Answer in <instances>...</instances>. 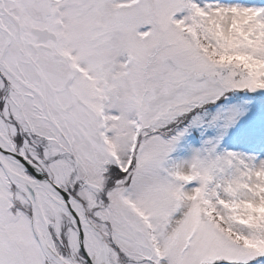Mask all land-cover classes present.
I'll use <instances>...</instances> for the list:
<instances>
[{
	"label": "snow or ice",
	"instance_id": "obj_1",
	"mask_svg": "<svg viewBox=\"0 0 264 264\" xmlns=\"http://www.w3.org/2000/svg\"><path fill=\"white\" fill-rule=\"evenodd\" d=\"M0 264H264V0H0Z\"/></svg>",
	"mask_w": 264,
	"mask_h": 264
}]
</instances>
